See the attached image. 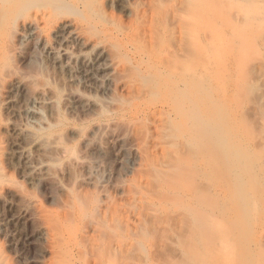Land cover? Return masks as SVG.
Returning <instances> with one entry per match:
<instances>
[{"label": "rangeland", "instance_id": "374dc122", "mask_svg": "<svg viewBox=\"0 0 264 264\" xmlns=\"http://www.w3.org/2000/svg\"><path fill=\"white\" fill-rule=\"evenodd\" d=\"M214 1L0 0V264H52L79 202L111 225L84 264L121 233L116 264H264V0ZM171 98L189 118L166 135Z\"/></svg>", "mask_w": 264, "mask_h": 264}, {"label": "bare ground", "instance_id": "6f19581e", "mask_svg": "<svg viewBox=\"0 0 264 264\" xmlns=\"http://www.w3.org/2000/svg\"><path fill=\"white\" fill-rule=\"evenodd\" d=\"M211 7H213L214 9L215 8H218V5H217V1L215 0L214 2H213V4H211L210 5ZM205 15V14H204ZM200 16V15H199ZM214 20L216 19V17H217V12L215 11V10H213L212 11V13H211V15H210ZM34 21H30V22H23V26H27V27H29L30 29H33L32 31H31V33H34V32H36V30H38L37 28H39V23H38V19L37 18H35V19H33ZM64 25V26H63ZM63 27H65V26H68V24L67 23H63ZM192 26V27H191ZM189 27H191V28H189ZM188 28H189V30H188V32L190 31V29H191V35L192 36H196V37H194L195 39V41L193 40V42L195 43V42H197V40H196V38L197 37H199V35H198V30H199V28H200V26L199 25H195V24H193V25H190ZM219 30L220 29H218V27L216 26V23L212 26L211 25V27H210V32H211V34L213 35V38L214 39H216V38H218L219 37ZM198 39V38H197ZM199 42V41H198ZM190 44H191V42H190ZM195 44H198V43H195ZM194 45V44H193ZM200 45L202 46V43L201 44H198V46L200 47ZM204 45V44H203ZM203 47L204 46H202V49H203ZM195 48H196V45H195ZM198 48V47H197ZM200 50H201V48H200ZM205 50V49H204ZM198 51V49L196 50V52ZM199 52V51H198ZM184 62V61H182V60H178L177 59V62H178V64L177 65H179L181 68H183V70H185L184 68L186 67L187 68V66H185L183 63H181V62ZM200 61V60H199ZM179 62L181 63V65L179 64ZM197 62V61H196ZM152 62H150V64H151ZM157 63V62H156ZM198 63V62H197ZM183 64V65H182ZM173 65H175V63L173 64ZM177 65H175V66H177ZM188 65V64H187ZM198 66H199V64H197ZM202 65V64H201ZM175 66H173V67H175ZM183 66H185V67H183ZM172 67V65L171 66H169L168 67V69H167V71H166V73L168 72L169 73V71H170V73L173 71H171V69L173 68ZM188 67H190V66H188ZM194 68V67H193ZM202 68V67H201ZM174 69V68H173ZM175 69L176 70H178V68H176L175 67ZM191 69V68H190ZM203 69V68H202ZM150 70L152 71V72H155V71H157V68H156V66H153V64H152V66H151V68H150ZM188 70V69H187ZM195 70V69H194ZM178 71H180V72H182V75H184L183 74V72L184 73H186V71H182V70H178ZM189 71V70H188ZM174 72H176V71H173L172 72V75H173V73ZM190 72V71H189ZM203 72V71H202ZM194 73V72H193ZM179 74V73H178ZM181 74V73H180ZM194 74H196V73H194ZM171 75V76H172ZM174 75H175V73H174ZM175 76H178V75H175ZM175 76H173V77H175ZM164 77V79H167L168 80V78L170 77L169 76V74H167V75H164L163 76ZM179 77V79H181L180 78V76H178ZM194 77H196L195 75H194ZM198 77V76H197ZM200 77H202L201 76V73H200ZM171 78V77H170ZM192 78H193V76H192ZM171 79H173V78H171ZM175 81V80H174ZM177 81V80H176ZM188 81H190V80H188ZM185 82H186V80H185ZM186 83H188L189 84V82H186ZM176 86V85H175ZM173 88V87H172ZM198 89V88H197ZM158 92H160L161 94L164 92H168V91H170V86H169V88L168 89H166V90H164L162 87H160V88H157L156 89ZM197 91V90H196ZM200 91V90H199ZM194 93V92H193ZM198 94V93H197ZM196 94V95H197ZM193 96H195V93H194V95ZM202 97V96H201ZM200 98V97H199ZM172 99V103H170V102H167L166 104H163V105H161V106H158V108H155V109H157L158 110V112H153V113H156V114H159L160 115V119H162L163 121H165L166 123H168V125H167V128H168V130H166L165 132H164V134H169V132L171 131L172 133H174L175 131L172 129L174 126V128H176V123H178V125L180 124H182V120H183V118L185 117V114L184 113H187V108H186V111H183V109L181 108L182 106L178 103V101L176 102V100L174 99V98H171ZM198 99V98H197ZM198 101H199V99H198ZM201 101V100H200ZM149 108V107H148ZM190 112V111H189ZM187 114H189V113H187ZM188 117V116H187ZM186 117V118H187ZM189 118V117H188ZM188 118L187 119H185L184 118V121H188ZM179 125V126H180ZM188 126V125H186V122H185V124H184V122H183V126ZM190 125V124H189ZM201 126V125H200ZM102 127V126H101ZM100 126H95L94 125V129L93 130H91L92 131V135H93V133L96 131V132H98L97 130L98 129H100L101 128ZM202 127V126H201ZM200 127V128H201ZM189 128H191V126H189ZM199 128V129H200ZM179 129H180V127H179ZM179 129H177L178 130V135L180 134V130ZM184 129H186V127H184ZM102 130H103V128H102ZM101 130V131H102ZM176 130V129H175ZM197 131V133H198V131H200V130H202V129H200V130H198V128L196 129ZM188 131H190V130H188ZM96 132L94 133V134H96ZM100 132V131H99ZM98 132V133H99ZM183 132H186V131H184L183 130ZM181 133H182V131H181ZM200 133V132H199ZM89 134V133H88ZM91 134H89V135H91ZM89 135H87V137H85L84 138V140H85V143L87 142V144H88V141H89V137H91V136H89ZM176 135V134H175ZM89 136V137H88ZM181 136V135H180ZM175 138H177V139H175V140H178V139H181V138H179V136L178 137H175ZM92 139V138H91ZM184 139V138H183ZM91 141V140H90ZM89 141V142H90ZM93 145V144H92ZM97 145V144H96ZM99 145V144H98ZM96 147V146H95ZM98 147V146H97ZM100 148H101V146H99ZM98 147V148H99ZM99 148V149H100ZM96 150L95 151H97V148H95ZM102 150V149H101ZM100 151H98V153H99ZM168 152H170L169 153V157H170V159L172 158V156H175V157H177V158H179V159H182L181 161H183L184 160V156L183 155H179V157L177 156L178 154L177 153H174V152H176V150L173 148H171V146H168ZM103 155V154H102ZM86 156V155H85ZM88 156V155H87ZM168 155H166L165 157H167ZM101 157V156H100ZM174 157V158H175ZM84 158H86V157H84ZM176 158V159H177ZM101 159V158H100ZM158 159H160V158H158ZM176 159H174V160H176ZM187 159H192V158H187ZM164 160H166V158L164 159ZM173 160V159H172ZM172 160H171V162H172ZM161 161L163 162V159H161ZM168 161V160H167ZM190 161V163H191V160H189ZM154 162H156V159L154 158V157H151V160L149 161V163L148 164H150L151 165V163L153 164ZM179 162V161H178ZM157 163V162H156ZM182 163V162H181ZM165 164V163H164ZM168 164H170V163H168ZM167 164V165H168ZM176 164H178V163H176ZM86 165H87V167L90 169V171H95L96 172V170H97V172H98V169L100 170L101 169V167H102V161L101 160H95L94 162H90V161H86ZM149 165V166H150ZM167 165H165V166H167ZM179 165V164H178ZM154 166V165H153ZM183 166V165H182ZM232 166V165H231ZM151 167V166H150ZM153 168V167H152ZM151 168V169H152ZM234 168V167H233ZM154 169V168H153ZM155 169H156V167H155ZM158 169V168H157ZM157 169H156V171H157ZM231 169H232V167H231ZM235 170H236V168H235ZM234 170V171H235ZM89 171V172H90ZM88 172V173H89ZM154 172V171H153ZM188 172V171H187ZM187 172L185 173V174H187ZM181 174H183V173H181ZM89 175H90V178L93 176V174H92V172H90L89 173ZM157 175H158V173H157ZM156 175V176H157ZM97 176V175H96ZM102 178V177H101ZM100 178V179H101ZM157 178H158V176H157ZM154 179H156V178H154ZM191 179H192V177L189 179V178H187V177H184L183 176V178H180V177H178L175 181H176V184L178 185V186H180V187H183V188H186V183L188 182V181H191ZM157 181V180H156ZM176 185V186H177ZM140 186L141 187H143V190H144V188H145V186H143L142 185V182L140 181ZM138 187V186H137ZM138 188H140V187H138ZM183 188H181V189H183ZM143 190H141L140 192H138L139 194H140V197H141V200L143 201V200H145V199H147V194L145 195L144 194V192H143ZM146 190V189H145ZM149 190V189H148ZM177 190H178V188H177ZM162 192V191H161ZM163 193V192H162ZM199 194H201L202 195V192H200ZM152 195H153V193H152ZM163 196L165 195V193H163L162 194ZM197 196V195H196ZM149 197V196H148ZM150 197H152V196H150ZM201 198H202V196H200ZM161 198V197H160ZM163 198H165V197H163ZM200 198V199H201ZM166 199V198H165ZM169 199V198H168ZM198 199H199V196H198ZM150 200V199H149ZM102 201H103V198H102ZM104 201H105V199H104ZM146 201V200H145ZM203 201V200H202ZM100 202H101V200H100ZM107 202V201H106ZM149 203H150V201H148ZM153 202H154V200H153ZM199 202V201H198ZM84 204H83V202H81V204H80V202H79V204H76V206H75V208L77 209L78 208V212L79 213H75L74 214V219H72V220H70L69 222H67V223H64V224H62L61 226H60V230H59V232L56 234V237L53 239V242H54V256H53V260H52V264H76V260L78 259V264H84V263H82L81 262V257L80 256H78V254L75 252V249H76V247H78V246H81V244H80V239H82V240H84L85 242H87V243H89V244H92V248H94V249H96V248H98L100 245V243H99V241H100V238L102 237V234H105L106 232H107V228L108 227H110L111 225L109 224V219L108 218H103L102 220H92V221H90V222H88L87 224H84V225H81V224H79V219H80V222H81V218H82V216H84L85 217V212L87 211L86 210V208L83 206ZM152 205V204H151ZM79 206V207H78ZM99 206V205H98ZM149 206H150V204H149ZM148 206V207H149ZM157 207V205L156 206H153V208H156ZM99 208H100V210L102 211V210H104V209H106L107 208V205H106V203H104V202H101L100 203V206H99ZM149 208H152V206H150ZM152 208V209H153ZM151 209V210H152ZM157 209V208H156ZM155 209V210H156ZM197 209V208H196ZM195 209V211L196 212H198V211H200V212H202L200 209L199 210H196ZM153 211H154V209H153ZM76 212V211H75ZM195 212V213H196ZM85 214V215H84ZM119 214H120V209L118 208V209H116V214H114L113 215V219H114V221H118L119 220ZM198 214V213H197ZM134 215V214H133ZM138 215V214H137ZM198 215H200V214H198ZM202 216H200V218H201ZM202 218H205V217H202ZM213 218V217H212ZM211 218V219H212ZM139 216H136V214L133 216V224L135 225V223L137 224V222L139 221ZM207 219V218H206ZM210 219V220H211ZM83 220H85L86 221V219L84 218ZM209 220V219H208ZM213 220V219H212ZM85 221H84V223H85ZM203 221V220H202ZM205 221H207V220H205ZM119 222V221H118ZM212 222V221H211ZM120 224V223H119ZM202 224V223H201ZM206 225V224H205ZM205 225H204V222H203V226L205 227ZM113 226V225H112ZM121 226V225H120ZM120 226H117V227H119V228H122V227H120ZM199 226V225H198ZM210 226V225H209ZM212 226V225H211ZM116 227V228H117ZM202 227V226H201ZM200 227V228H201ZM213 227H215V226H213ZM111 228H113V227H111ZM115 228V229H116ZM198 228V227H197ZM200 228H198V229H200ZM209 228V227H208ZM117 230V229H116ZM120 230V229H119ZM90 232H93V233H96V235H97V237L95 238V240H91L90 239V235H89V233ZM121 232H122V229H121ZM200 232H201V230H200ZM120 233V232H119ZM122 234V233H121ZM121 234H120V236H118V235H116L115 234V236H117L115 239V243H114V245H113V252H109L108 254H106V255H102V256H97V257H95L94 258V264H116V262H119V259L122 257V255H123V252H124V249H125V246H126V244H125V240H124V237H123V235L121 236ZM98 236H99V238H98ZM100 250V249H99ZM86 262L88 263V264H91V261L90 262H88L87 260H86Z\"/></svg>", "mask_w": 264, "mask_h": 264}]
</instances>
